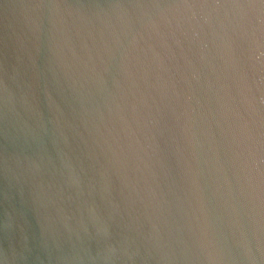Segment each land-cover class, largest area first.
Returning a JSON list of instances; mask_svg holds the SVG:
<instances>
[{
  "label": "water",
  "instance_id": "95a60500",
  "mask_svg": "<svg viewBox=\"0 0 264 264\" xmlns=\"http://www.w3.org/2000/svg\"><path fill=\"white\" fill-rule=\"evenodd\" d=\"M0 264H264V0H0Z\"/></svg>",
  "mask_w": 264,
  "mask_h": 264
}]
</instances>
